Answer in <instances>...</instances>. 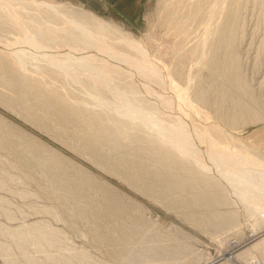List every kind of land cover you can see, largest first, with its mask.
Masks as SVG:
<instances>
[{"label": "rangeland", "instance_id": "obj_1", "mask_svg": "<svg viewBox=\"0 0 264 264\" xmlns=\"http://www.w3.org/2000/svg\"><path fill=\"white\" fill-rule=\"evenodd\" d=\"M39 1L85 12L141 41V49L171 73L179 90L190 91L195 83L189 95L192 108L185 110L191 109L187 116L194 115V122L189 120L195 127L205 134L212 131L213 136L199 131L201 139L205 135L216 154L225 151L218 154L225 153L229 163H246L239 166L243 170L252 171V163L264 167V0H241L234 11L238 31L233 60L221 52L223 62L239 67L240 78L233 82L212 71L197 50L203 28L199 20L188 19L195 0H147L135 26L94 11L82 0ZM23 16L25 21L15 25L10 14H0V230L7 232L0 233V264H264L263 217L239 202L218 205L204 195V183H216L212 176L196 179L181 163L173 164L172 157L181 156L158 132L179 142L190 131L189 122L179 124L168 115L169 97L147 89V80L151 88L162 86L157 74L133 75L140 69L135 55L141 58L142 53L132 51L130 57L122 51L127 59L120 61L118 51L91 46L88 53L98 60L82 63L66 51L62 66L67 71H60L24 35L36 32V21H31L42 15L32 9ZM24 23L30 32L17 27ZM181 23L185 27L176 30ZM65 33L58 34L62 41L54 37L59 43L43 46H54V53L63 43L81 53L86 50ZM93 75L103 77L108 87H99ZM196 80L203 86L214 84L212 90L205 88L206 102L199 100L204 87ZM231 115L244 123L232 126Z\"/></svg>", "mask_w": 264, "mask_h": 264}, {"label": "bare ground", "instance_id": "obj_2", "mask_svg": "<svg viewBox=\"0 0 264 264\" xmlns=\"http://www.w3.org/2000/svg\"><path fill=\"white\" fill-rule=\"evenodd\" d=\"M185 1L189 2L191 0H178V3L185 4ZM208 1L209 0H195L194 4L189 6L191 12L193 11V13L191 15H189L188 19H194V21L195 20H197V21L199 20V22H200V23L198 22L199 27L201 26L203 28V32H204V36H202L203 32L201 33L202 34L201 37H203V38L200 40V43L198 45V49L197 50L202 51V54H204L203 57H202V60L206 63L207 66L210 67V69H212V71H214L215 73L218 72V71H221L225 75L226 79L229 80L230 82H233L235 80L238 81L239 78H240L239 67L237 65H233V64L229 65L230 62L229 63L223 62L221 60V52L223 50L227 51L229 53V57H231L230 60H233L232 59L233 58L232 55H233V49L235 47V42H236V35L235 34H236V31H238L237 30V20H238V18L235 17L234 11L235 10L237 11L240 8L241 0H213V3L212 4L210 3L211 4L210 7H205L204 4H206V2H208ZM173 2H174L173 4H175V3L178 4L177 0H173ZM202 3H203V5H202ZM168 4H170V3H167V6H168ZM203 7L205 8L204 10H202ZM32 9L34 11L38 12L39 16L42 15L41 18H38L39 20H32L31 21L32 23L33 22L35 23V21H36L35 24L38 27L34 26V28H33V29H35L36 32H33V33H32V31L30 32V30H31L30 28L31 27L30 28L27 27V26H29V24L27 25V24L24 23V24H22V26H20L18 24L19 26L17 25V27H21L22 28V27L25 26L26 28H28L30 33H28V34L26 33L24 35L25 36L28 35V36L32 37L33 38L32 44L35 47L38 48L37 52L39 53V55H42L44 57L46 56L49 60H51L55 64H57V65H53L52 64L51 66L57 68L60 71L61 70L67 71V68H65V66H62L64 64H66L62 60L63 56H66L65 55L66 51L72 52V54L77 55V57L80 58V59L79 58L77 59V60H79L78 62H82V63L85 60H87L89 62H91V61L95 62L96 60H98L94 56H92L91 54L88 53V52L91 53V46L92 47H96V48H100L103 51L105 49H107L108 51H110V50L118 51L119 53L118 52H116V53H117V55L119 54V57L121 59L118 58V57L117 58L120 59V61H125V59H127V58H125L126 57L125 55H124L125 57H123V54H124L125 51L128 53V55L131 54L132 51H134V54L137 53V52H141L142 55L144 56V57L142 56L143 59H142V57L140 58V57L135 55L136 59L140 60V63H137L135 61L137 63V65L140 67V69H137V68H135L133 66L136 69L134 71L132 70L133 71L132 72L133 75L136 76V75L141 74L142 72L148 71V72H152V74L146 75V74L142 73V74H144L143 75L144 77H146V76L148 77L149 75H150L149 77H151V75H153L155 77L158 76L161 79L160 81H162L161 82L162 86H160V87L158 86V88H157L156 87L157 85H156V86H154V88H151V87H149V85H152V84L148 83L149 80H147L148 81L147 82V89H149L150 91L154 92V94L159 96L160 98H163V97L167 98V96H168L169 99H170L169 102H170V107H171V109H169L170 111L168 110L169 111L168 115L172 114L173 115L172 117L176 116L177 119H178L179 124H180V122H182L185 125L187 122H189L190 125H191V126H189L188 125L189 123H187L188 129L190 131L186 130L188 133H186L185 136L182 134L183 140L179 138V142H177L176 139H175L176 141H174L172 139L170 140V137L166 138V136L163 135V133L158 132V129L154 128L156 130V133L158 132V134L162 137V139H164L165 142H167V144L171 147L170 149L172 151L178 153V156L179 155L181 156L179 158V160L175 159V157H172L173 164L174 163L175 164H180L181 163L180 165H182V167H184V168L189 169L191 171V175L194 178H196V179H202L201 177H203L205 174H207L209 176H212V178H214L216 183H211V184L210 183L209 184L204 183L206 187L208 186L207 187L208 189L205 190L206 191V194H204L205 197L207 195H209V197L212 196L211 199H214L215 202L218 205H226V206H228V205H231V204L237 205L236 202L242 203L243 205H245V207L248 206L250 209H252V211L254 213H256L257 216L263 217V219H261V220L264 221V167H263V165L260 164L261 165L260 166V165H258L256 163L254 164V163L250 162V163H252V166H250V167L248 166V168H251L252 171H247L248 169L243 170L242 166H241V168L239 166L241 164H246V163L241 162L239 164V163H237V161H234V164L229 163V161H228L229 157H228V159H227V157H226V159H224L225 157L224 158L222 157V156L226 155L225 153H224L225 155L222 154V156L220 157V155H221L220 152H225V151L222 150V148H220L222 150L220 152L218 151L220 149L216 148V149H218L217 151L220 154L219 155L218 152H217V154H218L217 155L216 152H215L216 150H214L215 147H214V149H212L211 147L213 145L210 144L212 146H209L207 144V142L203 140L204 137H206L208 134L210 136V133L212 131H210V133H206L207 134L206 135L204 133V131L202 132L201 130H199V127H197V126L195 127V125H194L195 123L193 124L190 121V120H193V122H194V117H193L194 115L191 114L190 116L189 115L187 116V114L191 111V109L188 110L189 112L187 111L188 113L185 110V107L187 109L188 108H192L191 105H190V100L189 99H191V98L189 97V95H190V91L193 90V87H194V84H195L194 82H193L194 84L190 83V84L193 85V87L191 88L192 90L190 89V91H187L189 89H185V88L183 90H179L177 88V86L174 84V81L170 80V76H172V75H170L171 73H169V71H166L165 68L162 66V64H159L158 62H153V60H151V58L149 57L150 55L149 56L146 55L147 52L145 53V51L142 50L144 47L143 48H142V46L140 47L141 41H139L140 43L136 42V41L134 42V40H132L129 36L125 35V33H123L122 31H120V30H118V29H116V28H114V27H112V26H110V25H108V24H106L104 22L97 21L96 19H94L90 15L84 14L85 12L82 13L79 10H76V9H73V8H69L67 6L54 5V4H50V3L48 4V3H45V2H42V1H39V0H0V10L2 12H4L5 14L6 13L10 14L11 15L10 20H11V22L13 21L14 24H15L16 21H21V22L25 21L24 16L22 17L24 11L26 13V11H28V10L30 11ZM2 12H0V14ZM263 14H264V12H263ZM2 18H3V16H2ZM2 18L0 17V19H2ZM59 18L63 20L61 22L62 25H60L58 23L60 21ZM7 19H9V18H7ZM32 19H34V18H32ZM193 24H194V22H193ZM183 25H184V23L179 24L177 26L176 30L181 29L183 27ZM197 26H195V27H197ZM184 27H185V25H184ZM190 30H191V28H190ZM189 31H188V35H189ZM22 32L24 33V30ZM60 32L61 33L62 32L68 33L69 37L71 39H72L73 36H75L76 38L74 37L73 39L77 43L80 42L86 47L85 48L87 50V51L85 50L86 53H83L85 51H82V53H81V51H79V50H74V49H76L74 47H73L74 48L73 50L71 48H70L71 49L70 50L69 48H67L68 46H67L66 43H65L66 47H64L65 44L63 43L64 46L62 47V50L60 49V50L56 51L55 53L52 51L53 48H54L53 45H51V46H53L52 49L45 48L43 46V45L46 46L48 44V42H53V43L57 42V43H59V41L54 39V37L57 36V39H58V36H60L58 34ZM183 32H185V31H183ZM200 32H201V28H200ZM66 35H64V37ZM62 37L60 38L61 39L60 41H62V39H63ZM26 38H28V37L26 36ZM191 38H192V36H191ZM114 39H116V41H114ZM189 39L190 38H188V40ZM193 39H194V37H193ZM66 40L67 39H65V41ZM113 43H116V44H113ZM89 45H90V47H89ZM189 45H190V43H189ZM70 46H72V45H70ZM17 47H18V45H17ZM262 47L264 49V45ZM23 50H25V49H23ZM101 50L99 51V53L102 52ZM46 51H50L51 53L49 54ZM122 51H124L123 54H122ZM183 51H184V49H183ZM183 51L180 54H182ZM208 51H210V53H211L210 54L211 55L210 59L207 57V54H206V52H208ZM102 53L104 54L105 52H102ZM194 53H195V51H194ZM107 54H109V53H107ZM120 54H122V56ZM208 55H209V52H208ZM59 57H62V58L60 59ZM99 59H101V58H99ZM126 62H128V61H126ZM101 63L105 64V62H101ZM87 64H89V63H87ZM91 64L92 63H90V65ZM58 65H60V66H58ZM104 66H106V65H104ZM130 66H131V64H130ZM88 67H90V66H88ZM232 67H233V70L230 72V68H232ZM68 68L73 69V68H75V66H70ZM98 72H100V71H98ZM111 72L113 73L112 69H111ZM71 74H73V73H71ZM113 74H115V73H113ZM156 74H157V76H156ZM71 76H73V75H71ZM194 76H195V74H194ZM93 77L95 78V81H96L95 83H98L99 87H101V85L102 86L109 85L108 84L109 82L107 83V82H105V80L102 79L103 77L102 78L99 77V79L96 78L94 75H93ZM120 78H121V76H120ZM157 78H154V79H157ZM193 78L191 79V77H190L189 80L193 81ZM196 82L198 83L199 81L196 80ZM105 83H107V84H105ZM151 83H152V81H151ZM111 84L113 85V82L110 83V85ZM154 84H155V82H154ZM112 85L110 86V88H114V85L113 86ZM200 86H203V84L200 85ZM152 87H153V85H152ZM189 87H190V85H189ZM203 87H204V89H201V87H200L201 90L199 91L198 95H199V100L200 101L206 102L207 101V93L208 92H206L205 88H207V91L212 90L214 88V84H213L212 81H210V82L206 83ZM123 89H125V88H123ZM153 89H155V90H153ZM143 90L145 91L146 89L144 88ZM132 91H134V90H132ZM191 102L193 103V102H196V101H191ZM193 106H196V103ZM172 108H174V109H172ZM193 109H194V107H193ZM108 110H109V108H108ZM125 113H127V115L130 114L129 117H132L130 112L126 111ZM191 113H192V111H191ZM120 114H122V113H120ZM123 115L125 116L124 113H123ZM191 116L193 117V119L191 118ZM144 117H146V116L144 115ZM132 118H134V117H132ZM189 118H190V120H189ZM146 120H148V119H146ZM230 120L232 121V126H238L239 123L243 122V120L241 118H239L238 116H236V115H233V116L231 115V119ZM156 124L158 125V123H155L154 125H156ZM180 128H182V127H180ZM211 130H212V128H211ZM150 131H152V130H150ZM199 131L202 132L201 135L205 134L206 136L204 135V137L201 139ZM182 132H183V130H182ZM185 132H183V133H185ZM214 132H215V130H214ZM215 133L217 134V132H215ZM211 134L213 136V133H211ZM216 134H215V137H216ZM159 135H157V136H159ZM209 136L207 138L210 139ZM180 140H182L184 144H181ZM222 144H223V142H222ZM154 150H155V148H154ZM227 151L228 150H226V153H227ZM235 152H236V150H235ZM166 155L168 156L169 154H166ZM170 158H171V156H170ZM221 158H223V159H221ZM168 160H170V159H168ZM232 160H234V159H232ZM244 168H246V167H244ZM253 171L255 172L254 177L252 176L253 175ZM248 177L249 178L252 177L253 179L250 178L251 180H248L247 179ZM244 178H246L247 180L245 179L243 181L242 179H244ZM78 190H80V189H78ZM211 201H213V200H211ZM107 202H108V200H107ZM203 203H206L207 205H209V202L207 203L206 200ZM108 205L110 206L111 202ZM113 205H115V204H113ZM110 207H112V206H110ZM120 209H119V211H121ZM114 210H116V208ZM111 211L114 212L113 209ZM124 211H125V209H124ZM20 232H22V231H19L17 233L19 235H21V237H22V233H20ZM0 233L6 234L7 232L5 230L4 231L0 230ZM41 236L42 235H40V237ZM37 240L39 241L40 239L37 238L36 241ZM31 242L33 243V240H31Z\"/></svg>", "mask_w": 264, "mask_h": 264}, {"label": "crops", "instance_id": "obj_3", "mask_svg": "<svg viewBox=\"0 0 264 264\" xmlns=\"http://www.w3.org/2000/svg\"><path fill=\"white\" fill-rule=\"evenodd\" d=\"M94 11L109 14L123 23L135 26L141 19L147 0H82Z\"/></svg>", "mask_w": 264, "mask_h": 264}, {"label": "built area", "instance_id": "obj_4", "mask_svg": "<svg viewBox=\"0 0 264 264\" xmlns=\"http://www.w3.org/2000/svg\"><path fill=\"white\" fill-rule=\"evenodd\" d=\"M254 264H259L258 262H255Z\"/></svg>", "mask_w": 264, "mask_h": 264}]
</instances>
